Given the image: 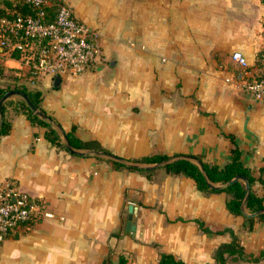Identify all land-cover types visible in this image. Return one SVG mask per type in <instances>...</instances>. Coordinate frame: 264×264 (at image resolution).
Listing matches in <instances>:
<instances>
[{
    "label": "crops",
    "instance_id": "crops-1",
    "mask_svg": "<svg viewBox=\"0 0 264 264\" xmlns=\"http://www.w3.org/2000/svg\"><path fill=\"white\" fill-rule=\"evenodd\" d=\"M70 4L98 33L105 61L64 74L60 86L0 56V85L26 82L66 130L98 139L134 159L154 152L200 155L225 164L237 144L256 175L264 168V97L245 84L263 71L262 0H50ZM241 51L248 66L238 63ZM0 136V180L44 198L55 213L22 225L0 246V264H158L161 253L186 264H217L216 249L239 234L247 254L264 250V219L252 230L224 192L206 193L191 176L163 167L116 168L96 156L53 145L12 97ZM9 100V99H8ZM255 189L264 193L257 181ZM138 206L127 229L128 204ZM124 219L120 230L121 219ZM202 223V224H201ZM226 264H264L227 255Z\"/></svg>",
    "mask_w": 264,
    "mask_h": 264
},
{
    "label": "built area",
    "instance_id": "built-area-1",
    "mask_svg": "<svg viewBox=\"0 0 264 264\" xmlns=\"http://www.w3.org/2000/svg\"><path fill=\"white\" fill-rule=\"evenodd\" d=\"M14 6L18 9L13 14L0 16V56L20 50L31 72L52 79L83 73L105 61L97 31L67 2L53 8L50 0H14ZM232 57L249 64L241 51ZM260 59L262 73L245 84L256 98L264 97V46ZM54 216L44 198L22 190L12 178L0 180V246L22 225Z\"/></svg>",
    "mask_w": 264,
    "mask_h": 264
},
{
    "label": "trees",
    "instance_id": "trees-1",
    "mask_svg": "<svg viewBox=\"0 0 264 264\" xmlns=\"http://www.w3.org/2000/svg\"><path fill=\"white\" fill-rule=\"evenodd\" d=\"M24 8H20V9H24ZM16 9H18V7L14 6V0H0V16L13 14ZM11 55L19 58L23 56L20 50H13L11 52ZM11 89L20 90L28 94L32 99V101L40 109L46 112L52 119L56 120L62 126L61 122L54 115H52L46 109L43 108L42 106L43 91L41 89L32 88L26 82L15 83L14 85L9 84L6 86L0 85V98L8 90ZM12 103H13V99H9L5 102L3 107L4 112H6L8 105ZM18 104L26 110L28 118H30L33 124H37L45 127L44 135L53 145L68 150L65 144L63 143L59 132L52 126V124L49 121L35 114L25 100L23 99L18 100ZM10 129H11V122L8 120L6 115H4V119L0 130V136L8 133ZM64 130L72 145L77 148L95 149V150L112 152L111 150L106 148L98 139L83 140L82 138H80L76 134L75 125L70 130H66L65 128ZM69 152L74 155H77L71 151ZM179 154H188V153L180 152L174 155H179ZM174 155L154 152L152 154L134 159L144 162H156L170 158L171 156ZM196 156L203 161L205 168L208 172V175L215 182H226L236 174L246 175L251 183V193L248 200V209L250 211H255L264 208V193H259L254 187L257 181H260L264 187V168H262L260 173L256 175L254 171L244 163L242 157V150L237 144H235V146L231 150L230 160L223 165L205 161L200 155H196ZM97 158L112 162V164L116 168H127L130 170L146 171L149 176H151L153 171L155 170V169H141L135 166H129L119 161L106 159L103 157H97ZM163 168L166 170V172L171 174L193 177L197 182L198 188L206 193L224 192L226 194V204L228 209L236 215L240 214L244 216L245 218L244 225L247 229L252 230L257 220L264 219V213L254 217H248L242 213L240 206L245 194V183L243 181H236L225 188H221V189L215 188L207 182L199 165L188 158H179L171 163L166 164L165 166H163ZM223 231H230L232 233L233 238L230 242L222 243L216 249L215 258L217 260V264H226L228 254L249 261H259L264 258V250H262L259 255L247 254L244 250L243 245L241 244L239 234L235 233L233 229L226 228ZM127 261L128 260L126 256L121 255L118 262L115 263L111 259H107L103 264H127ZM158 264H186V263L183 260L176 258L174 254L162 252Z\"/></svg>",
    "mask_w": 264,
    "mask_h": 264
},
{
    "label": "water",
    "instance_id": "water-1",
    "mask_svg": "<svg viewBox=\"0 0 264 264\" xmlns=\"http://www.w3.org/2000/svg\"><path fill=\"white\" fill-rule=\"evenodd\" d=\"M62 83V76L61 75H56L54 78V85L55 86H60ZM12 97H19L23 100L26 101V103L29 105V107L33 110V112L35 114H37L38 116L46 119L47 121H49L52 126L59 132L63 143L65 144L66 148L77 154V155H81V156H96V157H103L106 159H111V160H115V161H119L121 163H124L126 165L129 166H135L141 169H156L158 167H163L168 163H171L179 158H188L192 161H194L195 163H197L201 169V171L203 172L207 182L215 187V188H225L227 186H229L230 184H233L236 181H243L245 183V194L244 197L242 199L241 202V211L245 216L248 217H254V216H258L264 213V208L255 210V211H250L248 209V200L250 197V193H251V183L249 178L244 175V174H236L235 176L231 177L228 181L226 182H215L213 181L210 176L208 175V172L205 168V165L203 163V161L198 158L196 155L193 154H179V155H174L171 156L170 158L164 159V160H160V161H156V162H144V161H138L135 159H130V158H126L120 155H117L113 152H108V151H102V150H95V149H83V148H77L75 146L72 145V143L70 142L63 126H61L56 120L52 119L46 112H44L42 109H40L30 98V96L28 94H26L23 91L20 90H15V89H11L8 90L1 98H0V130H1V126H2V122L4 119V104L5 102L12 98ZM138 213V206L132 202H129L128 204V222H127V229H135L136 225L133 223V217L136 216ZM123 225H124V219H121V224H120V230L123 229Z\"/></svg>",
    "mask_w": 264,
    "mask_h": 264
},
{
    "label": "rangeland",
    "instance_id": "rangeland-1",
    "mask_svg": "<svg viewBox=\"0 0 264 264\" xmlns=\"http://www.w3.org/2000/svg\"><path fill=\"white\" fill-rule=\"evenodd\" d=\"M29 70H30V68H29Z\"/></svg>",
    "mask_w": 264,
    "mask_h": 264
}]
</instances>
